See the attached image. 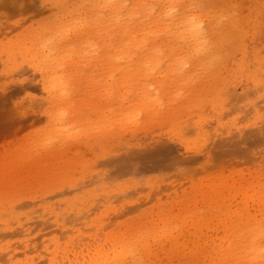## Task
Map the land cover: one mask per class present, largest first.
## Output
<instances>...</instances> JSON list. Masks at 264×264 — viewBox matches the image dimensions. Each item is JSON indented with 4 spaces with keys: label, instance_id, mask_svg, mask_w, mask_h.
I'll return each instance as SVG.
<instances>
[{
    "label": "rangeland",
    "instance_id": "1",
    "mask_svg": "<svg viewBox=\"0 0 264 264\" xmlns=\"http://www.w3.org/2000/svg\"><path fill=\"white\" fill-rule=\"evenodd\" d=\"M99 2L0 0V264H264V0H148L121 72Z\"/></svg>",
    "mask_w": 264,
    "mask_h": 264
},
{
    "label": "bare ground",
    "instance_id": "2",
    "mask_svg": "<svg viewBox=\"0 0 264 264\" xmlns=\"http://www.w3.org/2000/svg\"><path fill=\"white\" fill-rule=\"evenodd\" d=\"M99 1H100L99 3H101L103 1L105 3V5L109 7V10L111 11L112 15L110 17H108V19H106V20L102 19V16L100 15V17L96 18V24L101 27L100 29H103V27H107L109 24L116 25L119 28L120 37H121L118 40H116L113 44L112 43L110 44L111 45L110 47L113 49V51L111 54L107 55L109 62L115 64L114 66L117 65L116 67H117L118 72H121L123 67L122 68L119 67V63L123 57H130V58L132 56L136 57L137 54L142 53L141 56L138 57L135 62H133L132 60H128V64H126V66H129L131 64H135L137 66V68H139L142 65H146L147 44H149L150 36L154 34V30L149 29V27H148L147 19H148V16L150 14V8H151L150 4L147 2L148 0H132V2L130 4H127L126 0H99ZM157 1L165 4L168 2H172L174 0H157ZM164 4L162 6H160V13L158 16H160L162 14V12L165 11L166 6H164ZM123 10L125 11L124 13H122ZM136 17L140 18V20H139L137 28H133L132 24L134 22V18H136ZM121 20H122V23H120ZM102 23H105V24H102ZM112 30L113 29H106L108 34L113 35ZM137 33H139V36H137ZM100 34L101 33L98 32V35H100ZM155 47H156V45L152 44L150 47H148V49L154 50ZM108 52H109V50H108ZM130 62H133V63H130ZM141 102H144V101L142 100ZM127 117H128V115H127ZM246 197L245 198L248 199V196H246ZM252 200H255V201L257 200L255 202L256 207L254 208L256 211L255 213H257L259 215H264V193L259 195L257 198L252 199ZM227 210H230V208H228ZM245 210H247V209H245ZM110 221H112V220H110ZM112 223H113V221H112ZM257 223H258V221H257ZM127 225H128L127 223L123 222V223L118 224V228H116V229L112 228V229L107 230L103 233H104L106 238L111 239V237L115 236L114 231H116L117 233H119L118 235H121L125 238V236H127L129 234V229H127L129 227H126ZM105 226H108L106 222L104 224H101L99 226V228H104ZM254 227H256V225H254L252 227V229ZM117 242H119V241H117ZM120 246H121L120 254H118L119 253L118 251L112 257H108L107 255H100L99 254L101 257L97 260H94L93 258H90L91 256H89L90 259H88V258H87L88 260L85 259L83 262H81V264H113V262H114V260H116V258H118L120 255H124V253L126 251H128L130 244L129 245L128 244H126V245L122 244ZM259 247H261V245L259 246L258 244H254V246H252V249H253L252 251L253 252L257 251L259 249ZM260 249H261V251H264V249H262V247ZM259 250L257 252H259ZM262 256H261V254L259 256L254 255L252 258V261H255V262L262 261L264 263V255H262ZM76 257H80V254H76ZM118 263H120V262H118Z\"/></svg>",
    "mask_w": 264,
    "mask_h": 264
},
{
    "label": "clouds",
    "instance_id": "3",
    "mask_svg": "<svg viewBox=\"0 0 264 264\" xmlns=\"http://www.w3.org/2000/svg\"><path fill=\"white\" fill-rule=\"evenodd\" d=\"M188 19L189 22L187 25V30L193 44L194 54L200 56L210 55L213 44L208 34V29L206 27L204 18L199 13L194 11Z\"/></svg>",
    "mask_w": 264,
    "mask_h": 264
}]
</instances>
